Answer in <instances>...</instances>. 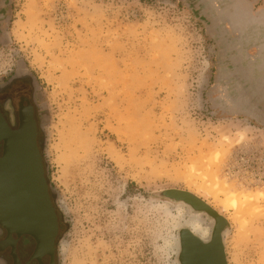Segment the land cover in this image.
Wrapping results in <instances>:
<instances>
[{"label":"rangeland","instance_id":"374dc122","mask_svg":"<svg viewBox=\"0 0 264 264\" xmlns=\"http://www.w3.org/2000/svg\"><path fill=\"white\" fill-rule=\"evenodd\" d=\"M17 73L58 264H177L188 215L150 196L169 189L229 221L228 264H264V0H0V84Z\"/></svg>","mask_w":264,"mask_h":264},{"label":"water","instance_id":"95a60500","mask_svg":"<svg viewBox=\"0 0 264 264\" xmlns=\"http://www.w3.org/2000/svg\"><path fill=\"white\" fill-rule=\"evenodd\" d=\"M42 130L44 133L43 126ZM37 125L33 113L21 117V126L11 130L0 114V143H4V154L0 158V223L8 225L14 219L19 225L27 212L25 207L39 205L38 212L44 217V232L47 238L51 231L50 255L54 264V239L58 223L48 195V172L43 156L37 147ZM46 152V134L41 141ZM58 205V192L51 187ZM151 198L186 205L192 213L206 214L213 222L207 240L198 237L192 230L181 226L177 234V264H228L226 235L231 232L229 221L197 195L177 189L150 194ZM60 210L59 206H57ZM19 219V220H18ZM22 222V223H21ZM24 225V224H23ZM42 235V229L39 233ZM59 244H57V249Z\"/></svg>","mask_w":264,"mask_h":264},{"label":"flooded vegetation","instance_id":"af4514ba","mask_svg":"<svg viewBox=\"0 0 264 264\" xmlns=\"http://www.w3.org/2000/svg\"><path fill=\"white\" fill-rule=\"evenodd\" d=\"M37 86L32 76L25 73L12 75L6 82L0 84V114L11 130H17L21 126V117L33 113L37 125V147L43 156L46 171V162L42 150L41 141L44 133L41 127L39 106L36 101ZM4 154V143H0V158ZM48 183V195L54 209L58 232L54 239V264H58V239L64 224V219L57 207L55 194ZM26 212L19 225L15 219L13 223L2 225L0 223V264H52L50 246L52 242L51 231L45 238L44 217L38 212L39 205L26 204ZM19 220V219H18ZM21 222V223H22ZM42 229V235L39 233ZM48 246H45V245Z\"/></svg>","mask_w":264,"mask_h":264},{"label":"bare ground","instance_id":"6f19581e","mask_svg":"<svg viewBox=\"0 0 264 264\" xmlns=\"http://www.w3.org/2000/svg\"><path fill=\"white\" fill-rule=\"evenodd\" d=\"M167 204L182 213L184 212L186 216L188 215L189 219L187 222H184V227L192 230L198 237L202 238L203 240H207L209 238L213 222L208 220L206 215H204L203 213H192L190 209L182 203L167 202Z\"/></svg>","mask_w":264,"mask_h":264}]
</instances>
